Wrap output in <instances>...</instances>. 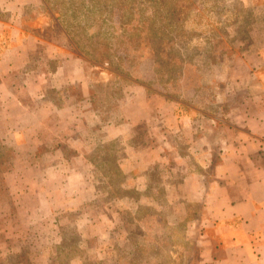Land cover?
I'll list each match as a JSON object with an SVG mask.
<instances>
[{
    "label": "rangeland",
    "instance_id": "obj_1",
    "mask_svg": "<svg viewBox=\"0 0 264 264\" xmlns=\"http://www.w3.org/2000/svg\"><path fill=\"white\" fill-rule=\"evenodd\" d=\"M24 1L27 65L0 74V264H172L175 161L194 168L199 135L240 141L264 97V0Z\"/></svg>",
    "mask_w": 264,
    "mask_h": 264
},
{
    "label": "crops",
    "instance_id": "obj_2",
    "mask_svg": "<svg viewBox=\"0 0 264 264\" xmlns=\"http://www.w3.org/2000/svg\"><path fill=\"white\" fill-rule=\"evenodd\" d=\"M26 4L24 0H0V40L4 41L0 74L22 71L27 65L28 49L23 41L29 40V33L23 34L20 15L14 20V13L20 14ZM30 39L36 41L35 37ZM260 87L264 93V82ZM2 94L0 91V100ZM192 118V114L180 117L181 126L194 130ZM241 121L246 131L239 132L243 135L237 143L220 140L215 148L208 137L199 135L187 148L194 168L188 169L185 161L174 163L180 177L167 185L165 196L175 209L176 224L170 222V227L175 231L177 222H186L179 245L170 243L180 249L167 255L172 264H264V97L258 110ZM164 148L159 145L153 162L159 161ZM136 170L140 166L133 163L124 168L125 172ZM145 178L133 182L141 186ZM194 203L201 211L189 218L188 204ZM190 238L196 251L194 259L183 255Z\"/></svg>",
    "mask_w": 264,
    "mask_h": 264
}]
</instances>
